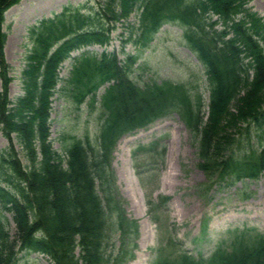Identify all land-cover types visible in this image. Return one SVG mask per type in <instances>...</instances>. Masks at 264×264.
Returning <instances> with one entry per match:
<instances>
[{
  "label": "trees",
  "instance_id": "trees-1",
  "mask_svg": "<svg viewBox=\"0 0 264 264\" xmlns=\"http://www.w3.org/2000/svg\"><path fill=\"white\" fill-rule=\"evenodd\" d=\"M19 1L0 0V132L8 141L0 149V264H18L20 253L41 254L50 264L132 260L139 226L124 208L111 167L112 151L122 135L170 113H177L189 131L207 191L213 185L259 178L264 171V17L250 7L251 0L67 5L29 27L30 48L18 78L22 94L11 100L13 77L4 54L3 24L4 13ZM117 24L122 27L123 57L115 51H83L72 58L58 89L59 70L70 53L109 45ZM164 24L181 29L184 45L201 64L207 103L199 90L191 91L184 83L140 85L133 80L137 52L148 47ZM125 44L135 54L125 52ZM56 93L76 106L88 98L90 107L97 104L100 119L95 136L73 137L64 156L50 139ZM164 206L160 196L149 202V211L157 215ZM169 257H160L156 264H176ZM178 257L177 264H264V232L236 229L228 248L207 261Z\"/></svg>",
  "mask_w": 264,
  "mask_h": 264
},
{
  "label": "rangeland",
  "instance_id": "rangeland-1",
  "mask_svg": "<svg viewBox=\"0 0 264 264\" xmlns=\"http://www.w3.org/2000/svg\"><path fill=\"white\" fill-rule=\"evenodd\" d=\"M96 1L102 0H21L6 12V59L15 78L10 85L12 99L21 92L18 77L29 48L28 27L66 5L95 6ZM250 6L264 16V0H252ZM130 19L134 20L132 16ZM121 29L118 24L107 50L117 51L122 58ZM98 48L89 50L100 52L101 48ZM124 48L135 53L130 44ZM79 52L75 51V54ZM69 66V60L63 63L61 76H67ZM134 68L133 79L138 84L162 80L184 83L191 90H199L207 102L202 67L185 47L181 30L176 26L164 25L149 47L139 52ZM101 94L102 90H99L97 99ZM99 124V115L88 103L76 107L54 97L51 138L58 153L64 154L72 137H93ZM6 145L7 141L0 134V149ZM195 149L188 130L176 113L118 140L112 153V168L124 207L137 219L140 230L136 257L126 264H156L164 256H170L169 260L177 264L179 254L184 251L197 258H208L220 240L230 239V231L235 228L254 227L264 231V172L255 181L214 187L204 198L203 192L198 193L204 176L196 167ZM160 196L170 199L165 200L163 214L156 215V210L149 211V202H155ZM11 227L13 231V224ZM18 264L50 262L42 255L30 253L20 254Z\"/></svg>",
  "mask_w": 264,
  "mask_h": 264
}]
</instances>
